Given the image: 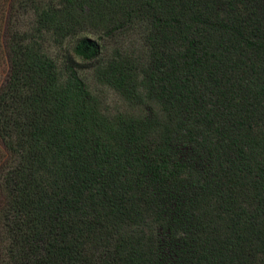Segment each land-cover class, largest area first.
Wrapping results in <instances>:
<instances>
[{
  "label": "trees",
  "instance_id": "obj_1",
  "mask_svg": "<svg viewBox=\"0 0 264 264\" xmlns=\"http://www.w3.org/2000/svg\"><path fill=\"white\" fill-rule=\"evenodd\" d=\"M0 264H264V0H0Z\"/></svg>",
  "mask_w": 264,
  "mask_h": 264
},
{
  "label": "rangeland",
  "instance_id": "obj_2",
  "mask_svg": "<svg viewBox=\"0 0 264 264\" xmlns=\"http://www.w3.org/2000/svg\"><path fill=\"white\" fill-rule=\"evenodd\" d=\"M102 89V88H101ZM106 90L104 92L105 96V103L110 107V110H115V109H120L121 108V103L119 102L117 96H114L110 91ZM120 106V107H118Z\"/></svg>",
  "mask_w": 264,
  "mask_h": 264
}]
</instances>
